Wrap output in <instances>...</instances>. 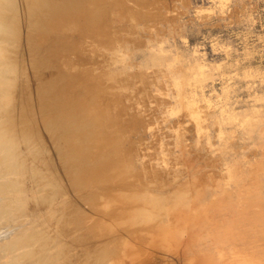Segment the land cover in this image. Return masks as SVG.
Returning a JSON list of instances; mask_svg holds the SVG:
<instances>
[{"label": "rangeland", "instance_id": "374dc122", "mask_svg": "<svg viewBox=\"0 0 264 264\" xmlns=\"http://www.w3.org/2000/svg\"><path fill=\"white\" fill-rule=\"evenodd\" d=\"M4 12L6 113L67 209L70 262L264 264V0Z\"/></svg>", "mask_w": 264, "mask_h": 264}, {"label": "bare ground", "instance_id": "6f19581e", "mask_svg": "<svg viewBox=\"0 0 264 264\" xmlns=\"http://www.w3.org/2000/svg\"><path fill=\"white\" fill-rule=\"evenodd\" d=\"M4 2L0 0V230L6 235L0 243L11 256L21 252L20 260L29 264H90L68 259L72 252L67 242V209L61 207V215L57 214L50 193L55 184L51 187L38 170L37 144L20 127L19 119L6 113L17 71L5 58Z\"/></svg>", "mask_w": 264, "mask_h": 264}]
</instances>
